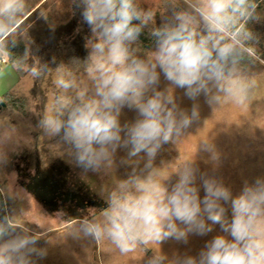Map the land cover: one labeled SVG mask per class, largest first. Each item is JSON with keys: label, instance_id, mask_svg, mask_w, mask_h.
Wrapping results in <instances>:
<instances>
[{"label": "clouds", "instance_id": "obj_1", "mask_svg": "<svg viewBox=\"0 0 264 264\" xmlns=\"http://www.w3.org/2000/svg\"><path fill=\"white\" fill-rule=\"evenodd\" d=\"M72 3L91 35L87 59L71 66L90 69L88 80L83 83L76 72L57 79L54 110L40 126L59 138L84 172H112L121 149L126 156L120 163L131 168L126 179L107 190L108 206L100 219L84 220L76 237L107 238L124 254L152 241L187 243L190 235L207 236L218 225L219 233L197 255L169 258L159 251L147 264H264V177L245 182L234 194L191 160L163 179L162 169L154 166L162 147L177 142L199 119L198 104L181 108L175 89L192 101L203 95L212 105L247 99L242 93L250 87H237V66L242 46L254 39L247 25L262 18L258 0H164L163 12L144 7L145 0ZM23 7L24 0H0V30ZM145 30L153 46L140 55L137 45ZM29 72L39 79L50 69L38 62ZM161 75L169 85L163 89ZM125 108L134 110L136 119L122 124ZM202 147L215 159L211 145ZM6 163L0 146V166ZM17 229L13 220L0 218V264H37L47 254L37 246L40 238Z\"/></svg>", "mask_w": 264, "mask_h": 264}, {"label": "rangeland", "instance_id": "obj_2", "mask_svg": "<svg viewBox=\"0 0 264 264\" xmlns=\"http://www.w3.org/2000/svg\"><path fill=\"white\" fill-rule=\"evenodd\" d=\"M145 3L144 7L151 5L159 12L165 11L164 0H145ZM258 3L257 11L262 18L249 22L247 26L254 39L251 45L241 49L242 53H250L252 61L244 64L243 59L237 66V87L241 84L250 87V91L242 93L247 99L238 102L225 98L220 105H212L203 95L192 101L184 95L183 89H175L176 102L181 108L190 110L193 103L198 104L199 119L177 142L166 144L160 150L154 166L162 169L161 179L186 160L194 162L200 173L215 175L234 194L245 182L264 177V0ZM25 18L30 21L19 31L16 22ZM156 23H160L159 14ZM7 28L14 30L12 35H26L29 41L23 53L26 62L19 68L0 52V146L7 152V163L0 166V189L8 218L13 220L17 230L26 229L36 234L40 238L37 246L47 251L43 259H37V264H147L159 251L169 258L197 255L205 243L219 233L218 225L207 236L190 235L187 243L169 239L158 245L152 241L124 254L107 238L97 242L76 237L84 220L100 219V213L108 206L107 190H111L116 180L126 179L131 171L129 166L120 163L126 156L121 149L116 153V167L112 172H84L75 165L59 138L47 135L40 126L44 115L54 110L57 79L76 72L83 83L87 82L86 73L90 69L72 67L67 53L71 38L81 35L80 46L88 56L86 42L90 29L83 23L72 0H24L23 9L12 14ZM4 30H0V41ZM4 58L7 61L2 62ZM38 62L46 64L50 72L33 79L29 66ZM61 64L65 66L56 71ZM168 86L161 75L160 88ZM135 119L134 110H122V124ZM205 143L212 146L215 159L212 153L203 150ZM37 165L40 169L54 167L68 187L100 204L78 213L73 220L71 215L61 216L52 211L22 184L25 179L22 169L26 167L32 172ZM170 179L174 181L175 176ZM200 194L201 197L204 194L202 188Z\"/></svg>", "mask_w": 264, "mask_h": 264}, {"label": "flooded vegetation", "instance_id": "obj_3", "mask_svg": "<svg viewBox=\"0 0 264 264\" xmlns=\"http://www.w3.org/2000/svg\"><path fill=\"white\" fill-rule=\"evenodd\" d=\"M22 171L25 178L22 180L23 186L61 216L71 215V220L76 219L78 213L87 211L90 206L98 203L97 200L86 198L76 189L68 187L54 167L40 169L37 165L32 172L27 171L26 167Z\"/></svg>", "mask_w": 264, "mask_h": 264}, {"label": "trees", "instance_id": "obj_4", "mask_svg": "<svg viewBox=\"0 0 264 264\" xmlns=\"http://www.w3.org/2000/svg\"><path fill=\"white\" fill-rule=\"evenodd\" d=\"M259 1L260 0H258V2ZM18 21L19 22H16V23H19L18 26H20V28H19V31H20L22 29L21 26L30 20L25 18L23 20L20 19ZM11 29L12 28H6L1 33L3 35L2 36L3 38L1 39L0 44L2 46L3 52L8 56V61L11 62L13 65L18 66V68H19L26 62V59L24 58L23 53L26 52L28 49L27 40L29 41V39L26 40V37H27L26 35H22V36L12 35L14 30L10 31ZM10 36H12L11 39L9 38ZM77 37L78 36H73L71 38V41L68 42L69 53H67V54L69 55V57L72 61L73 60L84 61L87 59V55H86L87 53H85L86 51H85L84 47L80 46L81 42H83V40L80 39L81 35L78 38ZM152 46H153V42H152L150 36L148 35L147 30H145V32L140 36L139 44L137 45L138 50L140 51L139 54H145V53L149 52V50L152 48ZM74 50L75 51L77 50V52H75ZM244 52H246L247 55ZM244 52L241 54V58H240L239 63L244 62V64H245V63L251 62L252 60H250V58H251L250 53H248V51H244ZM243 59H244V61L242 62L241 60H243ZM3 217L8 218V212H7V208L5 205V200H4L3 194H2L1 189H0V218H3Z\"/></svg>", "mask_w": 264, "mask_h": 264}, {"label": "built area", "instance_id": "obj_5", "mask_svg": "<svg viewBox=\"0 0 264 264\" xmlns=\"http://www.w3.org/2000/svg\"><path fill=\"white\" fill-rule=\"evenodd\" d=\"M6 61V59H2V62H5Z\"/></svg>", "mask_w": 264, "mask_h": 264}, {"label": "water", "instance_id": "obj_6", "mask_svg": "<svg viewBox=\"0 0 264 264\" xmlns=\"http://www.w3.org/2000/svg\"><path fill=\"white\" fill-rule=\"evenodd\" d=\"M98 204H100V202H98Z\"/></svg>", "mask_w": 264, "mask_h": 264}, {"label": "crops", "instance_id": "obj_7", "mask_svg": "<svg viewBox=\"0 0 264 264\" xmlns=\"http://www.w3.org/2000/svg\"><path fill=\"white\" fill-rule=\"evenodd\" d=\"M5 59V58H4Z\"/></svg>", "mask_w": 264, "mask_h": 264}]
</instances>
